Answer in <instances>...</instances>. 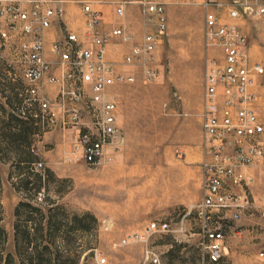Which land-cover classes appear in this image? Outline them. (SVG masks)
<instances>
[{
  "label": "rangeland",
  "instance_id": "obj_1",
  "mask_svg": "<svg viewBox=\"0 0 264 264\" xmlns=\"http://www.w3.org/2000/svg\"><path fill=\"white\" fill-rule=\"evenodd\" d=\"M113 1L95 0L103 12L104 30L127 25L139 41L145 32L156 29L144 23L140 0H135L132 7L125 4L124 16L117 15ZM65 7L66 14L61 20L63 32L68 27L84 37L81 4L66 0ZM221 13L223 20L238 24L248 35L252 57L264 64V16L231 19L225 10ZM166 14L167 32L160 36L155 51L159 69L156 80L145 81L139 65L123 63L128 45L116 37L109 44L110 59L117 63V68L136 76L133 82L109 88V96L117 102L118 124L124 136V143L113 151L110 162L96 167L83 160L66 162L68 152L65 151L62 158L65 174L59 175L41 157L43 149L55 147L56 139L44 141L47 132L42 130L40 120L32 115L23 117L13 109L20 102L19 95L14 94L9 101L0 100V256L3 263L19 259L18 236L21 238L25 229L34 236L38 233L37 226L41 225L43 230L38 235L43 238L39 243L44 248L53 238L50 216L64 213L65 222L72 224L74 213L89 212L94 219L86 221L88 230L78 231L77 236H70V242L63 243V259L71 260L79 250L81 264H98V257H105L109 264H150L145 261V242L123 244L122 239L154 223L159 230L150 237L148 245L159 254L160 264H211L201 220L194 210L204 193L200 112L209 61L204 45L205 10L193 4H170ZM17 80L20 92L24 79L19 75ZM11 115L27 122L29 130L23 127L21 130L15 122H10ZM7 136L11 137L10 142ZM178 148L184 150L182 157L178 156ZM26 152L35 162L41 160L44 166L37 168L34 163L27 169L20 166L18 162L27 156ZM52 154L56 155V151ZM27 172L34 185L25 187L22 174L25 176ZM34 174L41 175L40 186ZM21 202L24 204L18 209ZM36 208L48 220L43 219L39 224L40 213ZM250 220L264 230V218L257 211L240 220L238 228ZM261 234L254 238L257 249L264 247V231ZM55 238L61 243L58 235ZM249 239L248 235L235 239L234 244L240 251L231 255L229 249L225 257L230 264L251 261L256 264L257 259H251L244 246ZM50 253L55 260L57 253L53 244Z\"/></svg>",
  "mask_w": 264,
  "mask_h": 264
},
{
  "label": "built area",
  "instance_id": "obj_2",
  "mask_svg": "<svg viewBox=\"0 0 264 264\" xmlns=\"http://www.w3.org/2000/svg\"><path fill=\"white\" fill-rule=\"evenodd\" d=\"M77 1L85 17L84 37L67 27L62 37L52 41L50 58L45 30L64 18L66 0H0V17L8 22L7 27L0 26V46L10 49L8 71L24 79L20 102L13 109L23 117L39 119L46 132L72 130L66 162L83 160L92 167L110 162L124 136L109 88L136 79L108 57L111 40L116 37L129 46L124 64L139 65L145 81H154L159 77L155 51L168 28L167 6L202 7L209 57L200 112L204 193L194 210L201 220L209 262L230 264L225 248L233 221L255 207L251 192L255 176L248 169L264 168V64L252 57L248 35L238 24L223 20L221 11L231 19L261 18L264 0H140L144 23L156 29L145 32L139 41L127 25L104 30L103 12L95 0ZM113 2L117 15L124 16L125 4L132 1ZM48 85L57 86L54 96L46 90ZM177 152L179 157L184 154L182 148ZM34 165L42 168L44 163ZM261 200L259 212L264 218V188ZM158 230L156 224H149L125 236L122 243L145 242V261L160 264L159 254L148 245ZM256 259V264H264V248ZM97 263L109 264L105 257H98Z\"/></svg>",
  "mask_w": 264,
  "mask_h": 264
},
{
  "label": "crops",
  "instance_id": "obj_3",
  "mask_svg": "<svg viewBox=\"0 0 264 264\" xmlns=\"http://www.w3.org/2000/svg\"><path fill=\"white\" fill-rule=\"evenodd\" d=\"M129 1V0H128ZM132 2H128L127 4L132 7L135 0H130ZM126 4V7H127ZM64 19V18H63ZM62 19V21H63ZM67 23V22H65ZM62 22L61 20H57L53 23L51 27L45 30V39H46V50L47 54L50 58H53V54L51 51V43L53 40L62 37L63 35V30H62ZM0 26L2 27H7L8 22L4 17H0ZM10 56V49L9 47H1L0 46V100L4 101H9L14 94L19 95V100L20 98V92H18V85H19V80L13 77L11 72L8 71L7 67V58ZM108 57L111 58V50L109 54L108 50ZM18 78V77H17ZM24 83V80H23ZM46 90L54 96L56 91H57V86L56 85H48L46 87ZM69 135L73 136V131L72 130H62V129H55L54 131L47 132L44 135V138L47 139H56L55 141V147L52 150H46L43 149L41 151L42 158L44 159L45 165L56 171L59 175H64V162L62 160L65 151H69L71 148V139L69 140ZM72 138V137H71ZM62 150H64V153L62 154ZM56 151V155L52 154V152ZM248 172L253 174L255 176V182L251 185V192L254 197L255 203H254V208L251 210H247L241 214V217L238 220L233 221V227L231 228L230 235L228 236L227 239H232L230 242L227 240V246L225 248V255L228 254L229 249L232 250L231 255L236 254L240 250L236 248L235 244L236 243L235 239L240 238V237H245L248 235L249 239L248 240V245H244L246 249L248 250V254L251 255V259L256 258L257 253L260 249L264 248L261 247L257 249L258 246H255L257 243L254 242L255 237H261L263 233L262 226H257L258 224H255L252 220L245 222L246 226L243 228L239 229L238 228V222L242 220L246 216H251L255 211L259 212V206L262 204V190L264 188V168H258V167H251L248 169ZM238 191L241 190V188H237ZM227 215H231V212H227ZM261 218H263L260 215ZM262 223V222H259ZM230 243V244H229ZM259 243H262L261 240H259ZM258 245V244H257ZM242 252V251H241ZM235 263V260H234ZM253 261L249 262V264H252Z\"/></svg>",
  "mask_w": 264,
  "mask_h": 264
},
{
  "label": "trees",
  "instance_id": "obj_4",
  "mask_svg": "<svg viewBox=\"0 0 264 264\" xmlns=\"http://www.w3.org/2000/svg\"><path fill=\"white\" fill-rule=\"evenodd\" d=\"M20 101V100H19ZM10 122H15V124L18 125V128H26V130H29L30 126H27L28 123L25 122L22 118L11 115L10 116ZM22 130V129H21ZM28 132V131H26ZM6 139L9 141L11 140L10 136H7ZM10 142V141H9ZM26 142V141H25ZM28 143V142H27ZM28 145V144H27ZM27 156L24 157V159H20L18 164L20 166L24 165V169H27L31 163H34L35 160L31 157V154L29 152H26ZM27 172V175L23 176V183L25 187H28V185L33 184L34 181L30 180L31 179V174ZM34 176L37 178V185L40 186L42 179L40 174H34ZM49 176H50V170H49ZM39 182V184H38ZM45 183V181L43 182ZM24 203L21 202L18 206V209L20 208L21 205ZM30 205V204H28ZM31 206V205H30ZM17 209V214H19L20 211ZM36 210L40 213L39 217V224L42 223L43 219H47V215L43 214L41 210ZM65 214L64 213H57L53 216L49 217V223L51 224L50 226V232L53 238L49 240V243H47L44 248H42L39 243L40 240H42L43 235H38L43 228L40 226H37L36 230L38 231L37 235H31V233L28 230H24L23 234L18 236V241L19 244L21 243V246L19 245L18 250V257L19 259L16 260H6V263H3V257L0 256V264H81L80 262V251H77V254L73 255V258L71 260H65L63 259L62 252L64 251L63 248V243L67 240V242H70V236L75 235L77 236L78 231L85 232L88 230V225L86 224V221L88 219H94V216L91 215L89 212H85L83 214H77L74 213L72 216V224H67L65 222ZM48 220V219H47ZM53 232V233H52ZM58 235L59 241L61 243H57L56 240V235ZM41 237V238H40ZM61 239V240H60ZM51 244H53L55 248V252L57 253L56 256L57 258L54 260L51 256L50 253V248ZM63 248V249H62ZM82 264H88L87 262H84Z\"/></svg>",
  "mask_w": 264,
  "mask_h": 264
}]
</instances>
